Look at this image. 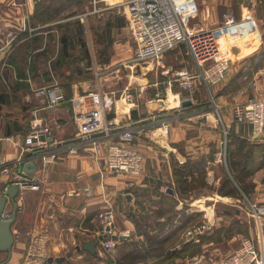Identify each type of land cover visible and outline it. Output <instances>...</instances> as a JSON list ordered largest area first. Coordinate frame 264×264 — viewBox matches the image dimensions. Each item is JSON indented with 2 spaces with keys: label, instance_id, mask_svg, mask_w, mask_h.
I'll return each mask as SVG.
<instances>
[{
  "label": "crops",
  "instance_id": "1",
  "mask_svg": "<svg viewBox=\"0 0 264 264\" xmlns=\"http://www.w3.org/2000/svg\"><path fill=\"white\" fill-rule=\"evenodd\" d=\"M104 1L106 8L110 9L122 3L123 0ZM216 1L204 0L200 4L199 0H179L176 4L180 10L185 11L184 17L188 19L199 16L209 20L205 28L209 30L210 25L211 31L217 32L222 52L224 48L230 50L224 53L231 59V68L224 82L225 87H215V97L212 95V98L214 105L220 108V113L219 111L216 113L217 119L223 123L225 138L227 135L228 137L234 135L254 144L253 164L256 166L257 162H264V131L255 133L248 124L233 123V104H230L245 101L247 97L264 95V63L259 66V69L256 67L260 60L257 49L261 38L260 26L264 24V0H259V5H254L255 0L244 2L237 0V15L234 17L239 24L235 27L236 29L230 28L231 30L228 31L219 26L220 22H223L224 13L217 12ZM41 2L45 3L46 13L39 16L36 15L35 9ZM261 4L263 6L260 7ZM50 5L49 0H0V162L5 164L0 170V188L4 186L8 188L14 183L13 180L19 173V168L27 162L35 164L32 175L38 183V189L35 190L18 187L16 201L19 208L12 225L15 239L10 257L5 264H21L31 236L43 229L49 238L47 258L43 264H49L47 262L49 257L63 259V254L67 258L71 256L73 258L84 255L92 257L94 253H101L98 245L94 253L80 249L72 255L69 250L72 246L76 249L83 241L97 239L100 230L97 214L108 206L117 209L119 231H124L120 235L127 236L120 239L119 242H122L120 244L118 242L114 247L118 250L113 261L129 252L135 244L139 248L146 246V239L156 233L162 239L167 236L175 239L174 236L179 237L180 233L179 239H183L185 231L196 226L185 227L188 216L196 212L204 215L206 220L203 222L209 225L206 236L214 231L222 230L221 224H228L231 217L216 214V201L235 205L236 200L240 201V199L221 196L218 193H212L211 196L202 191L182 194L179 186L173 187L177 184L174 168L185 162L193 166L194 176L198 164H203L205 168L207 166L206 180L216 184L222 173L216 175L211 169L212 166L219 164L224 167L225 173L228 171L226 145L220 140L216 131L219 129L216 124L217 119L214 117L215 122L210 124L216 128L212 131L200 128L198 124L184 127L183 121H177V119L186 116H203L205 111H201V107H198L204 102L197 98L191 101L190 105L178 108L180 103L179 100L176 101V97L179 99L178 96L169 97L168 91L172 90L170 85L165 92V86H158L155 81L150 82L152 68L138 69L135 65L136 72H139L136 73L138 81L132 82L136 97L132 96L128 90L127 96L117 105L121 107V110H118L116 106L118 100L112 101L111 97L106 100L103 97L100 89L102 76L97 77L95 66H85L82 61L87 53L80 47L78 38L75 37L76 41L72 40L73 37L66 39L72 40L69 45L67 41H62V38L66 36L61 35L58 30L59 25H55L61 21L53 19L52 14L49 13ZM189 5L193 10L185 16L186 8L184 7ZM107 20L113 29H118L124 24L123 18L119 19L118 16H108ZM253 25L255 29L257 27L255 36L245 33L247 30L244 32L240 30L241 27L253 28ZM110 34L112 38L114 33L110 32ZM247 34L251 36L250 39H247ZM107 40L110 41V38ZM248 40H251L253 47H256L245 49L249 45ZM72 48L75 51H72ZM250 64L254 65L252 69ZM92 70L96 77L85 78V71ZM163 71L168 73V69ZM148 87L163 90L164 98L159 99L156 94L146 98L144 92ZM38 88H47L48 92L45 96L39 97L35 93ZM57 88L62 92L63 98L53 103ZM92 88H96L97 91H93ZM168 101H172V105H169ZM100 102L105 103L106 106L108 103H113L108 118L113 122L112 130H115L116 134L128 127L133 130L134 139H141L145 164L144 173L140 178L126 177L105 168L108 144L116 139L115 133H113L114 138H95L97 140L95 143L91 140L85 142L77 140L80 136L78 112ZM211 103H213L212 100ZM214 105L211 107L214 108ZM132 110H137V119H130ZM221 111L224 115L223 119ZM144 112L147 113L144 114ZM206 115L212 117L211 113ZM31 123L48 126L52 138L57 142H63L57 159L48 163L46 167H43L42 160L37 155L38 152L36 155L33 154L35 158L31 160L24 159L19 164L15 163L18 157L22 156L21 147ZM191 126L195 131L199 127L198 133L200 131L201 135L202 131L207 134L208 143L202 138L198 139L197 132L195 134L191 132ZM142 128L147 130H141ZM150 128L153 130L148 131ZM102 139L106 140L102 141ZM74 145L78 147L77 152L68 153V149ZM190 177L187 176L188 179ZM251 181L254 183V190L250 193L252 197L248 199L254 208L263 212L264 205L260 203L264 202V168L257 169L251 175ZM168 190H171V193ZM128 195L129 200H127ZM242 195L245 197L244 194ZM169 197L178 199L183 205L179 209L175 208L176 211L172 207L167 208L166 203ZM210 198L215 200V203L205 202V199ZM187 199L189 201H185ZM11 210V205H8V215ZM251 212L252 209L248 208L245 213L246 219L242 218L241 212L237 210L233 216L240 221L239 227L247 230L243 236L256 233V220L251 218L253 217ZM168 216L172 219L171 222L167 221ZM262 219L264 221V216ZM219 237L220 243L208 242L207 247L210 244L215 246V244L228 242L231 234L224 236L220 233ZM177 248L179 249L180 245ZM5 258V253L0 254V260ZM52 264H61V262L54 261Z\"/></svg>",
  "mask_w": 264,
  "mask_h": 264
},
{
  "label": "built area",
  "instance_id": "2",
  "mask_svg": "<svg viewBox=\"0 0 264 264\" xmlns=\"http://www.w3.org/2000/svg\"><path fill=\"white\" fill-rule=\"evenodd\" d=\"M124 5V16L133 35L136 45L135 59L139 61V64L141 62L149 64V61H152L153 65H159L167 51L183 45L185 54L192 60L194 71L184 69L175 72L174 81L182 90L192 93L197 82L202 83L206 88L225 82L231 63L228 57L221 54L216 34L211 30L191 31L186 28L182 19V10L174 0H127ZM238 24L234 16L228 13L224 15L223 29H230ZM46 92L48 90L41 88L37 91V95L43 96ZM61 98V91L57 88L52 102L56 103ZM211 100L214 105L212 97ZM105 105L100 102L78 112L77 122L81 139H91L95 143L97 140L92 139L91 135L100 132H105L106 135L111 134L107 137L114 138L113 133H107L113 122L107 120ZM214 109L218 113L216 105ZM232 112L236 123L248 124L253 132L263 133L264 97H248L244 103L233 105ZM118 135V140H113L108 146L105 168L111 172L139 177L144 171L145 159L141 139L133 138L131 128L124 129ZM62 143L52 138L48 127L32 123L21 147L22 157H18L15 163L19 164L24 159L31 160L35 158L33 154L36 155L38 152L37 155L40 156L43 167H46L48 163L57 159L61 153L59 149ZM77 148V145L72 146L68 149V153H76ZM3 165L5 164L0 162V170ZM13 181L19 188L38 189V183L33 175L28 178L23 171L17 174ZM6 190L7 186L0 188V197L5 195ZM249 208L252 209V216L256 220L255 235L244 237L240 246L228 254L207 253L208 244H205L202 251L193 256L188 264H264V221L262 219L264 211H258L250 201ZM3 216H9L7 211L3 213ZM97 219L100 224L98 234H107L106 238L99 241L100 252L111 250L117 244V241L111 237L116 234L113 208L108 206L101 209L97 214ZM107 227L108 231L105 230ZM208 227L207 222H202L195 227L188 228L185 232L186 241H198V237L204 235ZM48 240L44 229L34 233L21 263L43 264L47 258Z\"/></svg>",
  "mask_w": 264,
  "mask_h": 264
},
{
  "label": "rangeland",
  "instance_id": "3",
  "mask_svg": "<svg viewBox=\"0 0 264 264\" xmlns=\"http://www.w3.org/2000/svg\"><path fill=\"white\" fill-rule=\"evenodd\" d=\"M49 1L51 2V5L48 7L51 9V11H49V13L52 14L53 19L61 21V22L55 24V25H59L58 30H59L60 34L65 35L66 37H68L70 39L73 37L72 40H75V41H76L75 37H77L78 38L77 42L79 44H80V42L83 44V46L82 47L80 46V47L82 49H84L88 55V56L86 55V57L83 58V60H82L85 64V66L87 65L89 67L90 65L91 66L94 65L95 68L97 69L96 70V73L98 74L97 77L102 76V83H101L100 89L102 91L103 97L106 98V100L109 99L110 97H111L110 99H112V101L118 100L116 103V106H117V105H119V102L120 101L122 102V100L127 96L128 90H130V93L132 94V96L136 97V90L132 89V84H134L132 82L138 81V79L136 78V73L138 71L136 72V68L134 67V65L137 66L138 69L142 67L145 70H147V68L150 67V68H152L151 70H153V71H151L152 74L150 75V79H149L150 82L153 83V81H155L158 86H162V87L165 86V92H166L167 86L170 85L169 87H171L172 90H170L171 92L168 91L169 97L174 98L175 95L178 96L179 99H177V97H176V101L178 102V100H179V102H180V103H178V108H181V106H182L181 102L186 101V100L194 101L197 98H200L201 102H204L203 105L198 107V108L201 107V111H205V114L203 116H199V117L186 116L184 118L183 117L178 118L177 121H183V126L185 125L184 127L190 126V125L196 126V124H198L200 128H206L209 131L216 129L215 127L213 128L212 126H210V124L214 121L213 118L214 117L216 119L218 118V115H217L215 109L213 108V106L211 107V105H213V103H211V97L215 93L214 88L218 87V86L225 87V83L222 82L220 84L212 85V86H209L208 88H206L202 83L199 84L197 82V85H195V88L192 91V93L185 92L184 90H182L178 86L177 82L174 81L175 72L179 71V70H184V69H187L191 72L194 71V65L192 63V60L190 59V57L188 55L185 54V49H184L183 45H180V46H178L172 50L167 51L163 55L159 65H156V64L153 65L152 61H149V64H147L148 62L144 63V62L140 61L141 63L139 64V61H137L135 59L136 56L134 53H135L136 45L134 43L133 35H132L131 29L129 27V23L126 20V17L124 16V8H125L124 2L127 0H123L122 3L117 4L116 6H114L113 8H110V9L106 8V2L104 0H95V2H94V0H49ZM203 1L204 0H199L200 4H201V2L203 3ZM206 1H210V0H206ZM242 1L244 2L246 0H242ZM237 3H238L237 0H217L216 1L217 12H219L220 14L224 13V15L226 13H228L232 16L235 15V17H236V15H237L236 14V12H237L236 4ZM44 4H45L44 2H41L36 7V9H35L36 15L40 16V15L46 13L45 12L46 7L44 6ZM257 4L258 5L260 4L259 0L254 1V5H257ZM261 6H263V4H261L260 7ZM184 8H186V15L185 16H188V12H190V10H193V9H191L190 5L187 7H184ZM184 12L185 11H182L183 17L182 16L181 17L185 23L186 28H189L191 31L201 30V29L202 30H208L205 28V25L207 23H209V20H205L199 16H195L193 18L188 19V17L187 18L184 17ZM224 15H223V20H224ZM84 16H86V17H84ZM108 16H118L119 19L123 18V21H124L123 26L122 27L119 26L118 29H116V28L113 29L108 24V20H107ZM263 21H264V19H263ZM219 26H220V28H222L223 22H220ZM235 27H237V26H234L233 28H235ZM78 28H80V29L78 30ZM208 28H209V30H211L210 25ZM238 29H240V28H238ZM226 30L228 31L231 29H226ZM240 30L243 32L245 30H247V31H245V33H248L252 36H255L254 33L257 32V27H256V29H255L254 25H253V28H250V26H248L245 29H243V27H241ZM212 31L214 32L215 30H212ZM258 31H259V29H258ZM110 32L114 33L112 38H111ZM260 32H261V38L259 41L260 45H259V48L257 49V52L259 51V53L264 51V24H261ZM214 33L216 34V37H217V32H214ZM248 34L246 35V37H247V39H250L251 36ZM107 38H110V41L107 40ZM72 40L67 41V44L69 45V43H71ZM248 41H249V45L245 49H248L249 47H251V48L253 47L252 42H250L251 40H248ZM245 44L247 45V42ZM227 46L230 47V45H228V44H227ZM254 47H256V46H254ZM219 48H220L221 54L223 56L227 57L224 53H225V51H230V50H227L226 48H224L223 52H222L220 44H219ZM71 50L75 51L74 48H72ZM81 53H83V50H81ZM232 53H233V51H232ZM234 55H236V54H234ZM228 59L231 63V59L229 57H228ZM250 66L252 69V67L254 65L250 64ZM230 68L228 69V72H229ZM257 68L259 69V67H257ZM164 69H168V73H164V71H163ZM246 69L249 70L250 67H246ZM240 70H242V68ZM88 72L85 71V75H86L85 78L93 79L94 77H96L94 70L89 72V73H92L91 75H89ZM227 77L224 80L225 82L227 80ZM129 84H131V85H129ZM96 88H92V90L97 91ZM45 89L48 90L47 88H45ZM38 90H41V88H38L37 90H35L36 95H37ZM153 91H154V93H153ZM237 93H235V94H237ZM154 94H156V97H158L159 99H161V98L163 99L164 98L163 95L165 93H163V90H159V88H157L155 90V87H148L146 89V91L144 92V95L146 98L152 97V95H154ZM37 96H39V95H37ZM43 96H45V93L43 94ZM189 96L191 98H189ZM235 96H237V95H235ZM39 97H41V95ZM214 97H215V95H214ZM251 97H254V96H251ZM255 97H259V96L255 95ZM261 97H264V95H261ZM200 99H199V101H200ZM214 100H216V98H214ZM245 101L231 102L230 105H232V104L235 105V103L241 104V103H244ZM171 102L172 101H168L169 105H172ZM93 103L94 102H92V104ZM95 105L96 104H94L92 106H95ZM92 106H89V107H92ZM111 106H113V103H111V104L108 103V105L106 106V110H105V114L107 116L108 121H109L108 116L110 113ZM84 109H87V108H84ZM84 109H82V110H84ZM118 110H121V107L120 108L118 107ZM217 110L219 111L220 108L219 109L217 108ZM186 111H188V110H186ZM207 113H211L212 117L207 116L206 115ZM219 113H220V111H219ZM221 115H222V119H223L224 115H223L222 111H221ZM189 118H191V119H189ZM196 120H197V123H195ZM216 122H217L216 124L219 128L216 130V131H218L219 138L223 142H226V146H227L229 138H228V135L225 138V133L223 132V128H222L223 123L220 122L218 119ZM232 122L235 124H238L235 122L234 119ZM241 125H243V124H241ZM40 126L45 127L46 125L40 124ZM46 127H48V126H46ZM199 127H197V129L195 131L194 128H192V126H191V128H192L191 132L193 134H195V132H197L198 139L201 140V138H202L203 140H205L206 143H208L207 134H205L203 131H202V135L200 134V131L198 133ZM112 129H113V127L111 125L109 130H107V133H115V130L110 131ZM123 130L124 129H121V131H123ZM143 130L145 131L147 129L143 128ZM151 130H153V128H150L148 131H151ZM29 131H30V129H29ZM100 133H102V134H100L98 136H92L93 135L92 134L91 138L92 139L99 138V137L109 138V137H107V135H111V134L106 135L105 132H100ZM208 133H210V132H208ZM199 135H200V137H199ZM81 137L82 136L80 133V136L78 137V139ZM115 138L116 139L114 141L118 140L119 135L116 134ZM90 140L91 139L85 138V139H80L79 141L85 142V141H90ZM103 140H106V139H102V141ZM223 144L224 143H222V145ZM141 146H142V143H141ZM142 151L144 153L143 147H142ZM222 163H223V161H222ZM257 164H258V162H257ZM253 166L255 167V165L252 162L251 167H253ZM211 169H213V171L216 175L218 173L219 174L222 173L217 184L214 182H210V181H209L210 182L209 183L206 180L207 166L205 168V167H203V164H198V169L196 171V175L198 177H200L201 175H203V176L205 175L204 179H205L206 184H207L206 187L199 189V191L207 192L208 194H210L212 196V193H215V194L218 193L217 191H218V188L220 187V184H221L223 177L229 176V174L227 173L228 171L225 173L224 167L220 166L219 164L217 166H212ZM143 173H144V171H143ZM143 173L140 176H142ZM125 176L131 177V176H127V175H125ZM140 176L137 178H140ZM250 179H251V177H250ZM216 181H217V178H216ZM263 184H264V182H263ZM173 187L178 188V184H176ZM202 194L204 195L206 193H202ZM165 195H167V193ZM250 196L251 195L249 194L248 197H246V196L243 197V195L241 193L240 198H238V199H240V201L236 200L235 205H232L234 203H231V205H229V204L226 205L225 203H222L219 200H218V202L216 201V203H215V200H213L212 198L205 199L206 203L207 202L208 203L209 202L215 203L216 214L218 216L224 215V216H230L231 217L228 224H221L222 225V228H221L222 229V232H221L222 235L227 236V235L231 234L230 240L228 242L226 241V242L221 243V244H217V245L215 244V246L210 245V246L206 247L208 249L207 253L228 254V253L234 252L240 246L241 240L244 237H246V235L245 236H243V235L246 233L247 230L241 229V227H239V226H241L240 221L238 219H236V217H233V216L235 215V211L237 210V211L241 212L242 218L246 219L247 215L245 213L249 208V199L248 198ZM201 200H203V199H201ZM185 201H189V199H187ZM182 202H184V201H182ZM182 205L183 204H180L178 199L176 200V199H173L172 197L171 198L169 197V199L166 203V207L167 208L172 207V209L174 211H176L175 208L179 209ZM260 205H264V202H261ZM113 211H114V217H115V222H116L115 223V231H116L115 235L120 236V234H122L124 231H122V232L119 231L117 209L113 208ZM251 215H253L252 212H251ZM128 216H130L129 212H128ZM202 218L203 219H202L201 223L204 220H206V219H204V215H202ZM251 218L255 219L254 217H251ZM217 221H219V220H217ZM219 222L223 223V221H219ZM235 233H241V234L239 235V234H235ZM178 236L180 238V233ZM247 236H249V235H247ZM134 237L135 236L132 237L133 240L135 239ZM144 239H145V237H144ZM119 240L120 239H116L115 241H117V243H118ZM183 241H186L185 234H184ZM120 242H122V241H120ZM120 242L118 244H120ZM130 243H132V241H130ZM121 245H122V243H121ZM179 245L178 244L175 245V249H178L177 246H179ZM172 246H173V244L170 245V247H172ZM114 249L115 248L108 250V251L102 250L101 253H99V254L94 253L95 255H93L92 257H86L84 255V256H80V257L75 256L73 258L71 256V257L67 258L63 254L64 258L62 259L61 264H113V259H114L113 257L116 256V254H117L116 251L118 250V249L117 250L116 249L114 250ZM69 252H71L73 255L76 252L75 247L72 246L70 248ZM24 255H23V258H24ZM191 258L192 257H188V256H185V258L175 257V258H171L168 261L164 262V264H188V261H191Z\"/></svg>",
  "mask_w": 264,
  "mask_h": 264
},
{
  "label": "trees",
  "instance_id": "4",
  "mask_svg": "<svg viewBox=\"0 0 264 264\" xmlns=\"http://www.w3.org/2000/svg\"><path fill=\"white\" fill-rule=\"evenodd\" d=\"M80 28H78L79 30ZM79 33V32H78ZM80 36V35H79ZM68 37H63L62 41H67ZM80 46L83 44L80 42ZM64 51V50H63ZM260 60L256 67L264 63V51L259 53ZM254 67V66H253ZM1 100V93H0ZM226 146V164L229 176H224L218 194L221 196L240 198L241 193L246 197L254 190V183L251 181V175L259 168H264V162L260 161L255 167H251L253 162L255 145L251 144L247 139L238 136L228 137ZM175 180L182 194H190L199 191V189L207 186L204 176L193 175V166L189 162H185L174 168ZM187 176H191L190 179ZM230 177V178H229ZM201 213H193L188 216L185 221V227L195 226L202 221ZM172 221L168 216L167 221ZM222 230L214 231L211 235L205 234L198 237V241H183L179 237L167 236L159 238V235H150L147 240V245L138 247L137 244L124 254L121 258L113 261V264H164L171 258L185 256L193 257L199 254L203 245L208 242L219 243L220 233ZM173 244V248L170 245ZM180 244L179 249H175V245Z\"/></svg>",
  "mask_w": 264,
  "mask_h": 264
},
{
  "label": "water",
  "instance_id": "5",
  "mask_svg": "<svg viewBox=\"0 0 264 264\" xmlns=\"http://www.w3.org/2000/svg\"><path fill=\"white\" fill-rule=\"evenodd\" d=\"M191 101L190 100H186L182 102V106H187L190 105ZM147 112H144V114H146ZM138 118V112L137 110H132L130 112V119H137ZM125 119L127 120V117L125 116ZM113 131V130H110ZM102 133H96L93 134L92 136H98ZM81 138L77 139L80 140ZM35 170V164L33 162H27L25 163L21 168H19V173H21V171L24 172V174L26 175V177H31V175L33 174ZM19 192V188L17 186L16 183H12L6 190L5 195H3L2 197H0V254L5 253L6 254V258L4 260H0V264H5L11 254V250H12V246L14 244V234L12 232V225L15 222L16 219V215L18 212V203L16 201V197L18 195ZM168 192L171 193V190H168ZM130 199V196H127V200ZM11 205L12 210L11 213L9 214L8 217H4L3 213L5 211H7V206ZM106 231L109 230V228L107 227L105 229ZM107 237V234H103V235H99L97 237V239L95 240H86L83 241L81 243L80 246L76 247L77 251H80V249L86 250L90 253H94L95 252V248L96 246L99 244V241L103 240L104 238ZM112 239L116 240V239H124L127 238V236H117V235H112L111 236ZM56 262V263H60L62 261V258H52L49 257L47 259V262L49 264H52V262Z\"/></svg>",
  "mask_w": 264,
  "mask_h": 264
},
{
  "label": "bare ground",
  "instance_id": "6",
  "mask_svg": "<svg viewBox=\"0 0 264 264\" xmlns=\"http://www.w3.org/2000/svg\"><path fill=\"white\" fill-rule=\"evenodd\" d=\"M174 1H175V0H174ZM178 1H179V0H176L175 3L177 2V4H178Z\"/></svg>",
  "mask_w": 264,
  "mask_h": 264
}]
</instances>
